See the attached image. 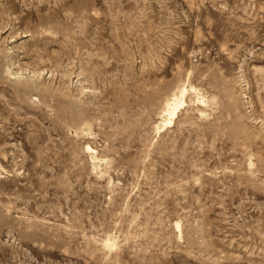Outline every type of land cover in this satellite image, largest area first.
I'll return each instance as SVG.
<instances>
[{
    "label": "rangeland",
    "instance_id": "1",
    "mask_svg": "<svg viewBox=\"0 0 264 264\" xmlns=\"http://www.w3.org/2000/svg\"><path fill=\"white\" fill-rule=\"evenodd\" d=\"M0 264H264V0H0Z\"/></svg>",
    "mask_w": 264,
    "mask_h": 264
},
{
    "label": "bare ground",
    "instance_id": "2",
    "mask_svg": "<svg viewBox=\"0 0 264 264\" xmlns=\"http://www.w3.org/2000/svg\"><path fill=\"white\" fill-rule=\"evenodd\" d=\"M185 104V101L182 97V94L180 96H175L171 102H168L165 108V113L162 118V124L157 126V129L159 130L161 127H164L166 125H169L173 122V118L177 115L178 110ZM90 149V147H88ZM179 227V226H178ZM107 244V242H106ZM111 245V244H110ZM109 246V244H108ZM114 247V246H113ZM112 247V248H113ZM111 248V247H110Z\"/></svg>",
    "mask_w": 264,
    "mask_h": 264
}]
</instances>
